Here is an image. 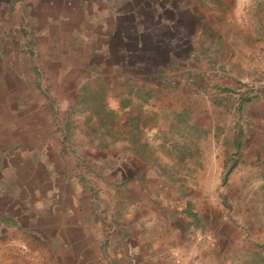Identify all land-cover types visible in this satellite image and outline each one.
I'll list each match as a JSON object with an SVG mask.
<instances>
[{
	"label": "rangeland",
	"instance_id": "1",
	"mask_svg": "<svg viewBox=\"0 0 264 264\" xmlns=\"http://www.w3.org/2000/svg\"><path fill=\"white\" fill-rule=\"evenodd\" d=\"M16 5L32 12L30 21L38 27L47 14L56 20L51 23L70 25L86 37L72 48L65 87L50 95L55 119L70 118V148L81 145L87 156H106V167L126 177L155 170L174 199L167 208L178 206L174 196L181 187L208 210L204 169L221 167L231 131L264 101V0H0V11ZM26 25L32 27L29 20ZM0 81L7 80L1 75ZM258 194L264 221L263 187ZM26 199L0 188V216L18 220L4 223L0 264H76L70 253L78 245L69 248L66 236L59 239L57 224L31 221ZM222 246L209 251L204 264H223L222 252L230 264H264L261 245L257 256L229 255Z\"/></svg>",
	"mask_w": 264,
	"mask_h": 264
},
{
	"label": "crops",
	"instance_id": "2",
	"mask_svg": "<svg viewBox=\"0 0 264 264\" xmlns=\"http://www.w3.org/2000/svg\"><path fill=\"white\" fill-rule=\"evenodd\" d=\"M32 15L17 5L0 11V72L7 80L0 81V172H5L0 173V188L27 198L31 221L57 224L58 238L65 241L66 236L69 248L79 247L70 253L76 264H204L208 252L221 249L222 243L229 255L257 256L259 245L264 249L258 194L264 188V101L257 113L245 112L244 124L231 131V148L222 153L221 167L204 169L210 187L202 195L208 210L202 211L181 187L174 196L180 198L178 206L167 208L174 199L155 170L126 177L106 167V156L95 151L87 156L81 145L70 148V118L55 119L50 95L65 87L72 48L86 37L74 34L70 25L51 23L56 20L47 14L38 27L31 23ZM3 218L0 239L7 238L4 223H18ZM35 237L42 235L38 231ZM222 257L223 264H230L225 252Z\"/></svg>",
	"mask_w": 264,
	"mask_h": 264
},
{
	"label": "trees",
	"instance_id": "3",
	"mask_svg": "<svg viewBox=\"0 0 264 264\" xmlns=\"http://www.w3.org/2000/svg\"><path fill=\"white\" fill-rule=\"evenodd\" d=\"M102 109H106V107L105 106H102ZM107 111V113L109 114V115H114V112H112V111H110V110H106Z\"/></svg>",
	"mask_w": 264,
	"mask_h": 264
},
{
	"label": "built area",
	"instance_id": "4",
	"mask_svg": "<svg viewBox=\"0 0 264 264\" xmlns=\"http://www.w3.org/2000/svg\"><path fill=\"white\" fill-rule=\"evenodd\" d=\"M178 264H180L178 261H177Z\"/></svg>",
	"mask_w": 264,
	"mask_h": 264
}]
</instances>
